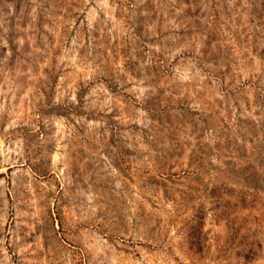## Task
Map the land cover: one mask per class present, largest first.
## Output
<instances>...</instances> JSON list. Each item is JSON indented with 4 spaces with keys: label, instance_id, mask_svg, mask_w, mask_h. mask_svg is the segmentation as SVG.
<instances>
[{
    "label": "rangeland",
    "instance_id": "374dc122",
    "mask_svg": "<svg viewBox=\"0 0 264 264\" xmlns=\"http://www.w3.org/2000/svg\"><path fill=\"white\" fill-rule=\"evenodd\" d=\"M0 264H264V0H0Z\"/></svg>",
    "mask_w": 264,
    "mask_h": 264
}]
</instances>
